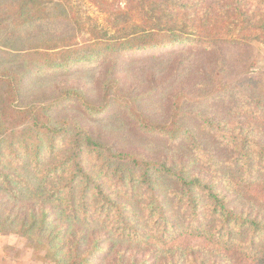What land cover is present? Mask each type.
<instances>
[{"label":"rangeland","instance_id":"1","mask_svg":"<svg viewBox=\"0 0 264 264\" xmlns=\"http://www.w3.org/2000/svg\"><path fill=\"white\" fill-rule=\"evenodd\" d=\"M41 2L46 18L24 23L37 3H30L21 11L19 0H0V76L5 79L0 82V147L9 149L19 141L18 133L25 137L31 131L29 136L34 139L38 133L43 139L49 133L47 126H42L47 125L48 117L38 110L41 121L36 124L34 120L23 124L10 116L3 121L7 99L14 97L9 91L17 97L13 108H45L44 114L52 118L60 133L68 132L73 137L72 144L89 133L113 153L134 156L139 161L145 158L155 164L189 162L198 173L207 163L205 167L210 172L203 177L211 179L234 213L264 223V203L253 196L264 197V189H255L258 181L264 182V170L256 168L250 173L237 163L241 149L238 141L243 144L254 141L264 147V44L224 43L208 50L195 44L154 52L108 53L90 65L75 66L68 71L52 67L42 43L69 39L72 44L82 45L92 37L93 29L111 35L130 23V10L125 0ZM67 14L77 17L79 27L83 28L80 33ZM37 15L32 13L34 18ZM220 120L230 124L225 126ZM173 121L182 129V135L172 138L162 135V127ZM237 123L254 128V133L241 134ZM61 137L57 135L58 140ZM103 153L110 157V153ZM6 162L10 164H3L1 169L13 174L12 168L21 167L33 191L21 189L17 203L11 200L6 214L0 217V264H54L46 248H37L36 240L17 232L21 229L19 224L14 226L7 221L16 212L19 220L22 212L38 202L34 195L43 194L49 185L33 173L24 159ZM113 163L110 190L116 200L129 208L135 223L148 227L146 209L150 195L155 194L163 201L167 217L177 225L193 224L206 229L215 226L208 215L194 221L191 208L178 204L174 178L156 173L155 183H133L131 174L140 175L144 169L132 158H116ZM244 181L252 183L253 191L245 188ZM7 192L0 184V198L4 202L9 200ZM91 227L106 231L98 224ZM110 236L117 243L116 252L128 253V264L137 257V251H147L142 243L129 244L119 241L113 233ZM260 248L264 249V244ZM116 259L120 258L113 255L94 260L97 264H110ZM148 259L142 254L138 262Z\"/></svg>","mask_w":264,"mask_h":264},{"label":"trees","instance_id":"2","mask_svg":"<svg viewBox=\"0 0 264 264\" xmlns=\"http://www.w3.org/2000/svg\"><path fill=\"white\" fill-rule=\"evenodd\" d=\"M19 1L21 11L30 3H37L24 18V23L46 18L40 7L44 0ZM125 1L131 14L130 23L113 34L93 29L92 37L82 45L72 44L69 39H50L42 43L43 53L52 67L69 71L75 66L90 65L108 53L154 52L195 44L206 50L224 43L264 44V0ZM32 13L38 14L37 17H32ZM66 17L78 26V33L83 30L75 15L67 14ZM3 80L0 76V82ZM8 94L14 97L7 99L2 112L4 122L10 116L20 119L23 124L28 120H34L36 124L41 121L38 110L43 117H48L47 125L42 123V126H47L49 133L44 139L40 133L35 139L29 136L31 131L26 132L25 137L18 133L19 141L12 143L9 149L0 147V158H4L0 160V184L9 194L6 202L0 198L3 201L0 212H4L0 217L6 214L11 200H19L21 189L33 191L21 167L12 168L13 174L1 169L3 164H10L6 160L22 162L24 159L33 173L49 187L43 194L34 195L33 199L38 202L22 212L19 220L16 212L10 213L7 221L14 226L19 224L21 229L17 232L31 241L36 240L37 248H46L54 264H97L94 259H107L113 255L120 259L110 264H128V253L116 252L117 243L111 233L121 242L142 243L147 247L146 252L137 251V257L132 256L130 264H264V249L260 248L264 244V223L234 213L211 179L203 177L204 173L210 172L206 170L207 163L198 173L189 162L155 164L145 158L139 161L134 156L113 153L89 133L72 144L73 137L68 132L60 133L52 118L44 114L45 108H13L16 94L9 91ZM220 122L225 126L230 124ZM237 124L243 135L255 131L254 128L247 129L243 123ZM161 130L162 135L170 138L181 136L183 132L175 121ZM185 133L194 137L188 131ZM57 135L62 136L61 139L58 140ZM237 145L241 147L237 163L250 173L256 168L264 170V147L261 144L238 141ZM103 151L110 153V157L106 158ZM116 158H132L144 169L140 175L131 174L133 183H155L153 177L156 173L174 178L178 185L174 192L178 204L191 208L194 221L208 215L215 226L206 229L193 224L177 225L167 217L163 201L155 194L150 195L146 209L148 229L135 223L129 208L116 200L110 190L109 179ZM244 186L253 191L251 182L244 181ZM258 188L263 190L264 182L258 181L255 189ZM253 196L264 203L263 196ZM93 224L106 231L92 228ZM142 254L149 259L139 263Z\"/></svg>","mask_w":264,"mask_h":264}]
</instances>
